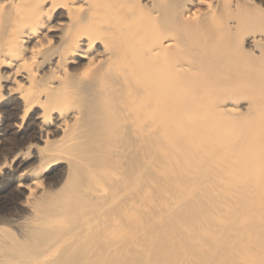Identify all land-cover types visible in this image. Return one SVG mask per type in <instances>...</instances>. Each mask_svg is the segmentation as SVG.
<instances>
[{
  "label": "bare ground",
  "instance_id": "obj_1",
  "mask_svg": "<svg viewBox=\"0 0 264 264\" xmlns=\"http://www.w3.org/2000/svg\"><path fill=\"white\" fill-rule=\"evenodd\" d=\"M10 107L67 170L0 264H264V0H0Z\"/></svg>",
  "mask_w": 264,
  "mask_h": 264
},
{
  "label": "rangeland",
  "instance_id": "obj_2",
  "mask_svg": "<svg viewBox=\"0 0 264 264\" xmlns=\"http://www.w3.org/2000/svg\"><path fill=\"white\" fill-rule=\"evenodd\" d=\"M8 110L9 114L5 110L0 113V140H3L0 143V226L21 238L18 224L35 214L36 200L46 205L52 196L62 192L67 168L65 163L44 168V160L36 148L34 154L23 155L31 144L43 146L44 143L29 135L28 123L21 122L14 115V109ZM49 136L58 139L62 132L55 131Z\"/></svg>",
  "mask_w": 264,
  "mask_h": 264
}]
</instances>
